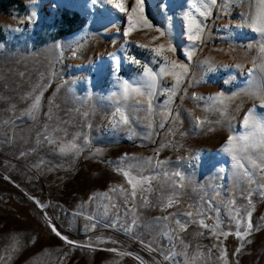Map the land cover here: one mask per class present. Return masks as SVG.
I'll return each mask as SVG.
<instances>
[{
	"label": "rangeland",
	"instance_id": "obj_1",
	"mask_svg": "<svg viewBox=\"0 0 264 264\" xmlns=\"http://www.w3.org/2000/svg\"><path fill=\"white\" fill-rule=\"evenodd\" d=\"M208 3L0 0V264H264V153L222 150L264 113L259 0Z\"/></svg>",
	"mask_w": 264,
	"mask_h": 264
},
{
	"label": "snow or ice",
	"instance_id": "obj_2",
	"mask_svg": "<svg viewBox=\"0 0 264 264\" xmlns=\"http://www.w3.org/2000/svg\"><path fill=\"white\" fill-rule=\"evenodd\" d=\"M94 2H95V0H93V3ZM107 2L111 3L120 12H124L126 10L125 5L122 2V0H119V2H118V0H107ZM216 2H217V0H209V3L204 5V7L206 9H208L209 11H202L200 13V15L204 16L206 18L210 12V7L212 5H215ZM144 7H145L144 0H136V8H133L132 11L135 12L138 9L139 12L141 13V17L143 18L142 14L144 12ZM163 7L166 8L167 5H164ZM129 19L131 20V17H129ZM144 19H145V23L147 24L146 18H144ZM251 19H253L254 24L256 25L255 30L257 32L264 34V0H259V8H258L255 16L251 17ZM192 24H195V27H196L195 34H192ZM147 26L151 27L150 24H147ZM132 30L133 29L130 26L129 30L127 32H125L124 35L125 36L130 35ZM157 31H160V30L157 29ZM202 31H203V29H202L201 25L198 22H196L195 20H192L190 18L188 39L189 40L200 39V33ZM164 34L165 33L163 31L160 32L161 36H163ZM141 47H144V46L141 45ZM163 49H164V45L161 44L159 46V48L154 49V51L157 54H160V52ZM261 52L264 53V45L261 46ZM132 62L136 63V64L140 63L138 60H134V59L132 60ZM173 64H174V62H173ZM174 66H175V64H174ZM178 67L182 68L184 70V72L187 71V65H179ZM261 69L264 70V65H261ZM144 75L147 76L152 81V85L154 86L156 83V74L152 73L151 69L146 68ZM176 79H177V85H178L180 82V75L176 74ZM127 87L128 86H127V82H126V88ZM135 91L140 92V89L137 88V89H135ZM169 91L173 95L175 94L174 90L170 89ZM259 93H260L259 98L261 99V106L264 107V82H262L260 87H259ZM141 94H143V93H141ZM222 97H223L222 93L217 95V99L219 100V102L221 104L224 103V99ZM38 107H39V98L37 97L34 99L33 108L37 109ZM120 117H121L120 122H122L124 124H127L129 122L128 116L126 114H124L123 112H120ZM243 126L245 127V129L248 130L247 134H243V135H239V136H235V135L229 136V138L226 141V144L222 150L224 152L230 153L232 155L233 160L236 161V166L238 168L244 169V171L247 173L249 170L247 168H245L243 163H241V160L244 158V155L253 152V150H255V149H258L261 153H264V113H256L254 109L250 110L243 120ZM77 147L78 146L75 143H73L66 148H61V151H74L77 149ZM251 163H252L253 167L258 166L256 164L255 160H252ZM259 166L262 168V170H264V163H262ZM120 171L122 172V174L126 178H128V183L132 187V191H131L132 197H135L137 195L136 189H137L138 185H142L145 182L150 183L151 178L141 177V178L137 179L135 177L130 176V171H124L123 169H120ZM134 180H135V182H133ZM262 187H264V186H262ZM115 190L116 189H113V191H115ZM121 191H123V189H121ZM249 199H250V197H249ZM145 203H147V201H145ZM174 203H178V201H174L173 199L169 198L166 207H172ZM184 215L191 217L192 213L188 212V213H185ZM248 215L250 218L251 213H248ZM176 222H177V224L180 225L181 230L186 229V224H182L179 220H177ZM199 223L203 227H206V228L208 227V225L204 224L203 219H201L199 221ZM132 224L135 225L136 221L133 220ZM251 227H252V225H251V222L249 219L248 228L251 229ZM249 234H250V232H247V231L243 234L237 233L238 236H240V235L247 236ZM57 235H60V233L57 232Z\"/></svg>",
	"mask_w": 264,
	"mask_h": 264
},
{
	"label": "trees",
	"instance_id": "obj_3",
	"mask_svg": "<svg viewBox=\"0 0 264 264\" xmlns=\"http://www.w3.org/2000/svg\"><path fill=\"white\" fill-rule=\"evenodd\" d=\"M0 9L1 10H5L6 8L3 7V8H0ZM74 20H77L78 21L79 20V15H76L75 18H74Z\"/></svg>",
	"mask_w": 264,
	"mask_h": 264
},
{
	"label": "bare ground",
	"instance_id": "obj_4",
	"mask_svg": "<svg viewBox=\"0 0 264 264\" xmlns=\"http://www.w3.org/2000/svg\"><path fill=\"white\" fill-rule=\"evenodd\" d=\"M118 2H119V0H118ZM122 2L124 3V2H125V0H122ZM261 234H263V233H261Z\"/></svg>",
	"mask_w": 264,
	"mask_h": 264
}]
</instances>
